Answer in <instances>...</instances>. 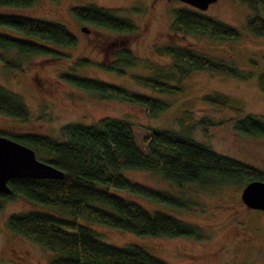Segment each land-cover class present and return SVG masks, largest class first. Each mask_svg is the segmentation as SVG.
<instances>
[{
	"label": "rangeland",
	"instance_id": "obj_1",
	"mask_svg": "<svg viewBox=\"0 0 264 264\" xmlns=\"http://www.w3.org/2000/svg\"><path fill=\"white\" fill-rule=\"evenodd\" d=\"M90 4L129 20L133 30H109L81 21L70 12L73 6ZM180 6L189 7L179 0H35L28 7L0 6V14L59 23L75 38L71 46L43 42L59 55L18 54L13 48L0 46V87L18 96L28 112L25 120L0 113V129L7 134L30 132L59 139V128L66 123L89 125L102 117H113L130 123L134 142L143 152V137L150 129H170L187 133L220 155L264 170V137L241 135L233 126L234 120L245 115L264 119V90L258 82V75L264 73V36L251 34L245 27L246 17L254 10L241 0H216L207 6L203 14L240 31L235 40L212 39L171 29L172 10ZM82 27L87 31H82ZM0 33L39 42L4 25H0ZM166 45L185 46L243 72L249 71L250 76L240 79L219 71L191 69L182 62L174 68V59L162 51ZM123 47L134 57L131 66H121L123 74L98 66L110 63L113 53ZM80 59L86 61L85 65H76ZM181 68H186L187 73L181 74ZM64 73L155 97L165 102L166 108L152 114L138 103L99 97L66 81L62 78ZM138 74L157 75L178 85L180 91H154L135 81L133 76ZM215 93L224 96L227 104L204 101L205 95ZM36 157L40 159L41 155ZM122 174L170 193L182 206L156 203L116 188L110 191L196 227L199 237L142 236L82 220L99 234L101 241L115 246L137 245L168 264H264V212L241 202L239 194L246 179L208 186L192 182L177 187L150 171L133 169ZM27 211L58 213L18 193L1 198L0 264H48L52 257V251L8 229L9 215Z\"/></svg>",
	"mask_w": 264,
	"mask_h": 264
},
{
	"label": "trees",
	"instance_id": "obj_2",
	"mask_svg": "<svg viewBox=\"0 0 264 264\" xmlns=\"http://www.w3.org/2000/svg\"><path fill=\"white\" fill-rule=\"evenodd\" d=\"M34 1L0 0V6L28 7ZM241 1L248 3L254 10L252 15L246 17V29L254 35L264 36V2ZM70 12L81 21L109 30H133L129 20L117 17L105 8L90 4L73 6ZM172 14L171 29L175 32L196 33L212 39L235 40L240 37V31L236 27L196 9L180 6L174 8ZM0 25L39 41L0 33V46L13 48L18 54L59 55L43 42L61 46L75 43L74 35L55 22L22 15L0 14ZM162 51L174 59V68L178 67L177 62H182L191 69L219 71L240 79L250 76L249 71L243 72L234 65L214 60L185 46L166 45L162 47ZM85 63L83 59L76 61V65ZM133 63V55L123 47L113 53L110 63H99L98 66L123 74L121 66L129 67ZM180 71L181 74L187 73L186 68H181ZM62 78L102 98L117 97L141 104L152 114L166 108V103L155 97L130 92L118 85L73 73H64ZM133 78L137 83L154 91H180L178 85L157 75L138 74ZM258 82L264 90V73L258 75ZM203 98L214 105L227 104L226 98L221 94H207ZM0 113L25 120L28 112L18 96L0 87ZM233 126L239 133L264 137L263 118L245 115L234 120ZM9 136L29 145L36 155H41L40 160L63 172L61 179L12 178L7 181L11 193L0 192V198L18 193L58 212L50 214L27 211L11 214L6 219L8 229L53 252L48 264H168L137 245L115 246L101 241L99 234L82 220L142 236L199 237L196 227L166 212L149 210L134 199L110 191V188H116L156 203L182 206V202L170 193L128 179L122 174L124 170L150 171L177 187L192 182L201 186L220 182L239 183L242 179L264 182V170L220 155L184 132L150 129L143 137V152L134 142L130 123L113 117H102L89 125L66 123L59 128V139L30 132Z\"/></svg>",
	"mask_w": 264,
	"mask_h": 264
},
{
	"label": "water",
	"instance_id": "obj_3",
	"mask_svg": "<svg viewBox=\"0 0 264 264\" xmlns=\"http://www.w3.org/2000/svg\"><path fill=\"white\" fill-rule=\"evenodd\" d=\"M184 4L204 11L214 0H179ZM264 2V0H261ZM82 31H87L85 27ZM63 172L38 159L32 148L6 136L0 135V192L10 194L7 181L12 178L61 179ZM241 202L248 208L264 212V182L250 180L241 188Z\"/></svg>",
	"mask_w": 264,
	"mask_h": 264
},
{
	"label": "flooded vegetation",
	"instance_id": "obj_4",
	"mask_svg": "<svg viewBox=\"0 0 264 264\" xmlns=\"http://www.w3.org/2000/svg\"><path fill=\"white\" fill-rule=\"evenodd\" d=\"M216 2V0H214L213 2H211V3H209L208 4V6L209 5H211V4H213V3H215ZM183 3V2H182ZM184 4V3H183ZM186 5V4H185ZM188 6V5H187ZM190 7V6H189ZM190 8H192V7H190ZM193 9H195V8H193ZM208 9V7L205 9V10H207ZM204 10V11H205ZM198 11H200V10H198ZM200 12H202V11H200ZM252 34V33H251ZM238 132V131H237ZM239 133V132H238ZM239 134H241V135H246V134H242V133H239ZM0 135H2V136H6V137H8V138H10V139H13L12 137H10L9 136V134H7V132H5L4 130H2V129H0ZM14 140V139H13ZM16 141V140H15ZM18 142V141H17ZM20 143V142H19ZM23 144V143H22ZM24 145H26V144H24ZM26 146H28V147H30L29 145H26ZM31 148V147H30ZM35 155H36V153H35ZM1 199V198H0ZM245 206V205H244Z\"/></svg>",
	"mask_w": 264,
	"mask_h": 264
}]
</instances>
